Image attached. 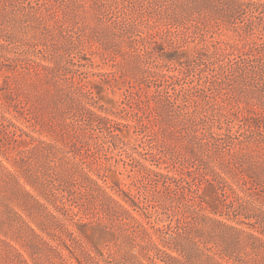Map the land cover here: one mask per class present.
Segmentation results:
<instances>
[{
    "label": "rangeland",
    "instance_id": "1",
    "mask_svg": "<svg viewBox=\"0 0 264 264\" xmlns=\"http://www.w3.org/2000/svg\"><path fill=\"white\" fill-rule=\"evenodd\" d=\"M0 10L13 42L0 67V264H264V0H16ZM71 81L95 83L114 104L74 96ZM78 98L120 134L85 125L91 174L140 203L130 209L150 235L93 185L65 215L37 193L75 237L31 218L22 184L47 174L29 170L43 160L32 137L70 142L67 124L92 119ZM55 172L56 194L78 189Z\"/></svg>",
    "mask_w": 264,
    "mask_h": 264
},
{
    "label": "trees",
    "instance_id": "2",
    "mask_svg": "<svg viewBox=\"0 0 264 264\" xmlns=\"http://www.w3.org/2000/svg\"><path fill=\"white\" fill-rule=\"evenodd\" d=\"M15 1L16 0H0V4L4 5L5 9H8V7L11 6ZM250 4H257V3L253 1L247 2V5H250ZM7 16H8L7 13L3 14L0 10V26L3 25L4 21L12 23V18L9 19L8 17L7 19H5ZM48 17L52 18L53 16L49 14ZM129 30H131V28ZM12 45H13V42L10 39V37L3 33L2 34L0 33V67L5 65V62L9 61L10 53L12 52ZM167 59L175 63H181V58L176 55L168 56ZM37 71L38 69L36 67V72ZM71 82L75 84V86H73L75 87V89L73 88L74 96L89 97L90 99L95 101V103L96 102L99 103V101L103 99L108 104H114L113 99H108V98L106 99L103 96V91L101 87L96 85L95 83L87 82L84 84L82 83L76 84L75 81H71ZM71 94L73 95V92ZM130 95L133 97V99H136L135 92H131ZM78 99L81 101V106H80L81 112H79L78 114L88 113L87 115L92 116L91 117L92 119L84 120V124L83 123L79 124V126H77L76 123L74 127L72 123L67 124L66 128L68 129V132L62 133L63 134L62 137L64 139V142L68 140L70 142L64 143V145L61 146L57 142V140L53 142V141H47L41 138L32 137L33 141H38V145H35V147L31 150V152L36 149L37 150L41 149V152H42L41 155L43 157V160L41 162V165L37 166V167H41L40 169L36 168L34 166L35 164L30 162L29 170H47V174H46L45 180L42 182H39L37 179H34L32 176H30L32 178H26L27 184L30 185L32 189L29 188L27 185H23L20 182L19 177H17L19 183H21L23 186V190L28 194L29 197L35 199V205L34 207H32V209L33 208L36 209V212H34V214H30L31 218H33L35 221V218L37 216L38 217L40 216L48 217L49 220L55 223L56 225H61V226L63 225L64 227L63 229H67L68 233H70L72 236L75 237V232H73L68 227V225L61 218V216H59V214H56L54 211L51 210L48 204L54 205L58 212L65 215V211H67L68 209H71L72 211H74V209L77 206V203H75L74 201L73 195L75 196V199L77 201L82 200L81 196L85 195V194H82V191L89 193L90 187H91L90 185H93V187H96L100 192H102L107 197H109L122 210V212L126 215L124 221L130 220L129 223L125 222L126 225L131 226V225L137 224L140 227V231L142 230V232H146L145 233L146 235L148 234L150 235L149 229L145 227L143 222L139 220L134 215L133 211L130 209V207L134 208L140 203L136 202L134 199L130 198L129 196H124L122 198L123 201L115 198L109 191V188L114 190L113 186H107L108 182L107 180H105V178H102V176L99 179H101L102 181L104 180L105 181L104 183H101L99 179L93 177V175L91 174V171L95 169L94 165L99 166V163L97 162V160L92 158L91 147L93 145L91 143L90 137H87L83 134V129H85L84 127H86L85 125L87 123L89 124L96 123L100 126H103V128L108 132L110 137L113 139L120 138V134H118L117 131L113 127H111L112 130L109 127L108 128L106 127L107 124H110V122H112V119H110L107 115H103L93 110L92 108H87L86 104H88V102H85L82 98H78ZM151 101H152L151 97L149 96H146V98L142 99L143 104L145 103L149 104ZM135 105L138 106L137 104ZM100 109H104V111H108V109L105 108V106L103 105L100 106ZM187 113H190V112H187ZM189 116L192 117V114L190 113ZM64 135H68L67 138L64 137ZM59 169L62 171H67L68 176L69 177L71 176L70 178H72L73 180L76 181V183H78V185L75 187V188H78L77 190H74L72 187L69 186L67 190L64 189L63 193L59 195L56 194V190L58 189V186L55 184V181L58 176L56 175L55 170H59ZM143 170H157V169L144 165ZM181 170H184V169H181ZM153 173L157 174L158 183H161L162 179L166 180L164 182L171 181V183H173L174 181H176L175 179L176 177L174 176L163 175L161 172H158V171L156 172L153 171ZM182 175L183 174L180 175L181 178H182ZM182 180L187 181L185 177L182 178ZM211 188L213 190L212 185H211ZM44 191L47 192L46 195L43 194ZM204 191H207V190H204ZM37 193H39V195H44L48 204L45 202H42L39 199V195ZM51 196L54 197V199H52ZM216 201H217L216 198H213V201H212L213 204H216ZM37 206L39 208H36ZM35 223L37 224L38 222L36 221ZM28 227L31 230L33 235L40 236L41 238L43 237L39 234V232L34 227H32L31 224L28 223ZM38 227L39 229H43L41 224L39 223H38ZM131 227L134 228L133 226ZM170 238L175 239L176 236L170 235ZM174 249H178V248H174ZM71 253L73 252L71 251Z\"/></svg>",
    "mask_w": 264,
    "mask_h": 264
}]
</instances>
